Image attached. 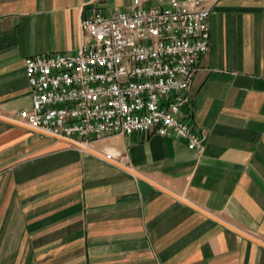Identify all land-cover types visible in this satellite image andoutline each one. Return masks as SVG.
Masks as SVG:
<instances>
[{
  "label": "crops",
  "instance_id": "0c3cea01",
  "mask_svg": "<svg viewBox=\"0 0 264 264\" xmlns=\"http://www.w3.org/2000/svg\"><path fill=\"white\" fill-rule=\"evenodd\" d=\"M132 7L0 0V264H264V0L211 9L188 110L202 154L155 133L84 150L6 121L31 109L27 57L73 53L83 17Z\"/></svg>",
  "mask_w": 264,
  "mask_h": 264
},
{
  "label": "built area",
  "instance_id": "2783aa9c",
  "mask_svg": "<svg viewBox=\"0 0 264 264\" xmlns=\"http://www.w3.org/2000/svg\"><path fill=\"white\" fill-rule=\"evenodd\" d=\"M132 1L129 12L83 17L73 53L25 59L31 109L13 124L84 150L108 136L155 133L203 153L205 130L192 129L188 110L218 0Z\"/></svg>",
  "mask_w": 264,
  "mask_h": 264
},
{
  "label": "rangeland",
  "instance_id": "374dc122",
  "mask_svg": "<svg viewBox=\"0 0 264 264\" xmlns=\"http://www.w3.org/2000/svg\"><path fill=\"white\" fill-rule=\"evenodd\" d=\"M27 134H30V133H27ZM26 137H27V142H26L27 144H29L30 139H35V140L41 139L42 141H43V139H45L44 137H41V136L36 135V134H32L31 136L30 135H27ZM27 153H29L28 150H27Z\"/></svg>",
  "mask_w": 264,
  "mask_h": 264
},
{
  "label": "water",
  "instance_id": "95a60500",
  "mask_svg": "<svg viewBox=\"0 0 264 264\" xmlns=\"http://www.w3.org/2000/svg\"><path fill=\"white\" fill-rule=\"evenodd\" d=\"M7 122H9V123H12L13 124V122L11 121V120H6ZM90 151V150H89Z\"/></svg>",
  "mask_w": 264,
  "mask_h": 264
}]
</instances>
